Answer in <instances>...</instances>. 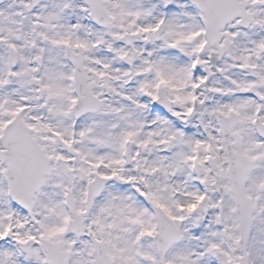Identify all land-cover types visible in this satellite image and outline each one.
Segmentation results:
<instances>
[{"label": "snow or ice", "instance_id": "snow-or-ice-1", "mask_svg": "<svg viewBox=\"0 0 264 264\" xmlns=\"http://www.w3.org/2000/svg\"><path fill=\"white\" fill-rule=\"evenodd\" d=\"M0 264H264V0H0Z\"/></svg>", "mask_w": 264, "mask_h": 264}]
</instances>
